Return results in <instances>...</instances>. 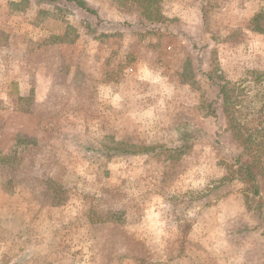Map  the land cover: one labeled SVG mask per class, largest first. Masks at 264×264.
I'll use <instances>...</instances> for the list:
<instances>
[{
  "label": "rangeland",
  "instance_id": "obj_1",
  "mask_svg": "<svg viewBox=\"0 0 264 264\" xmlns=\"http://www.w3.org/2000/svg\"><path fill=\"white\" fill-rule=\"evenodd\" d=\"M81 1L0 0V264H264L218 92L264 72V0Z\"/></svg>",
  "mask_w": 264,
  "mask_h": 264
},
{
  "label": "trees",
  "instance_id": "obj_2",
  "mask_svg": "<svg viewBox=\"0 0 264 264\" xmlns=\"http://www.w3.org/2000/svg\"><path fill=\"white\" fill-rule=\"evenodd\" d=\"M55 2L58 0H47ZM74 2L77 7H83L81 0H66ZM131 4L140 7L148 20H157L160 18L159 5L164 0H128ZM253 26V27H252ZM251 31L264 34V10L257 13L251 20ZM219 97L221 101V111L224 115L226 125L223 131L231 137L237 144L238 152L232 161L225 163V169L228 170L229 180H237L246 186L244 201L249 206L251 198H257V208L261 210L264 207V72H250L249 76L244 78L239 89L221 83L219 85ZM254 99L261 103L258 112L255 108L249 111V114L260 117H253L250 121H242V104L248 99ZM246 108V107H243ZM241 116L236 117L237 114ZM248 113L243 117H247ZM241 118V119H240ZM126 147H115L110 150L106 147L97 149L99 152L108 150L114 154L135 155L138 153L151 154L158 150H163L161 146L141 147L137 151ZM264 197V196H263Z\"/></svg>",
  "mask_w": 264,
  "mask_h": 264
}]
</instances>
